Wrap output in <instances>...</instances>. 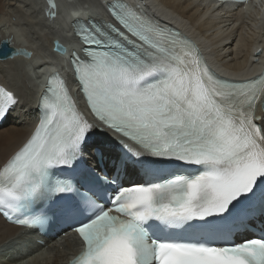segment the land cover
Returning <instances> with one entry per match:
<instances>
[{
    "label": "bare ground",
    "instance_id": "6f19581e",
    "mask_svg": "<svg viewBox=\"0 0 264 264\" xmlns=\"http://www.w3.org/2000/svg\"><path fill=\"white\" fill-rule=\"evenodd\" d=\"M103 0H0V42L12 38L16 48L31 53L28 60L15 58L0 61V84L11 91L14 106L11 117L0 129V165L27 138L32 129V105L42 89L48 72H57L70 79V71L52 51V41L57 40L71 49L75 41L68 31V21L93 17L104 23L107 14ZM142 3L149 14L161 21L185 28L203 40L202 45L209 58L223 67L239 72L247 54L255 42L251 32L255 23L249 22V31L236 27V14L228 10L211 12L208 0H131ZM160 6V7H158ZM75 11H78L74 13ZM258 23V22H257ZM264 147V116L261 118ZM88 142L96 141L99 130L87 122ZM25 241L20 229L8 225L0 218V264H62L74 242L65 240V254L55 247L47 252L35 250L23 257L19 247Z\"/></svg>",
    "mask_w": 264,
    "mask_h": 264
},
{
    "label": "water",
    "instance_id": "95a60500",
    "mask_svg": "<svg viewBox=\"0 0 264 264\" xmlns=\"http://www.w3.org/2000/svg\"><path fill=\"white\" fill-rule=\"evenodd\" d=\"M52 50L54 53H61V56H64L60 50V44L57 40L52 42ZM31 56V53L26 49L16 48L13 45L11 37L0 42V61L12 60L15 58H20L21 60H28Z\"/></svg>",
    "mask_w": 264,
    "mask_h": 264
}]
</instances>
